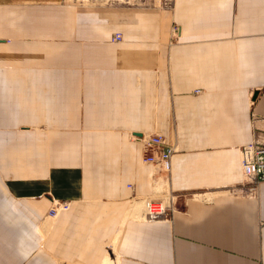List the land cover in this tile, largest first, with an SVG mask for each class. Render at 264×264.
Listing matches in <instances>:
<instances>
[{"label": "crops", "instance_id": "crops-1", "mask_svg": "<svg viewBox=\"0 0 264 264\" xmlns=\"http://www.w3.org/2000/svg\"><path fill=\"white\" fill-rule=\"evenodd\" d=\"M151 130L168 175L128 136ZM254 139L264 0H0V264H264ZM52 198L70 206L50 218Z\"/></svg>", "mask_w": 264, "mask_h": 264}, {"label": "built area", "instance_id": "built-area-1", "mask_svg": "<svg viewBox=\"0 0 264 264\" xmlns=\"http://www.w3.org/2000/svg\"><path fill=\"white\" fill-rule=\"evenodd\" d=\"M175 0H155V4L162 8L171 10ZM177 26H171L170 42L176 35ZM113 41L122 40L119 32L113 34ZM199 91V90H196ZM134 139L141 143V160L143 163L150 164L153 173L168 175L171 168V156L175 150L174 145L166 142L164 136L160 133H135ZM239 165L243 181L248 185L247 192L251 193L255 185L264 182V143L258 140H251L239 148ZM131 186V184H128ZM70 201L52 198L48 209V215L57 216L61 211L69 208ZM175 209V202L172 198L168 202L162 200H152L150 198L144 201L143 218L148 221H154L170 216Z\"/></svg>", "mask_w": 264, "mask_h": 264}, {"label": "rangeland", "instance_id": "rangeland-1", "mask_svg": "<svg viewBox=\"0 0 264 264\" xmlns=\"http://www.w3.org/2000/svg\"><path fill=\"white\" fill-rule=\"evenodd\" d=\"M68 1H74V0H68ZM77 3H80V2H83V3H89V2H92V1H94V0H75ZM121 1H126V0H121ZM129 1H134V0H129ZM169 34H170V38H172L171 37V31H169ZM170 38H169V40H170ZM118 42H121V40L120 41H118ZM146 133H160L159 131H157V130H151V131H145ZM161 134V133H160ZM134 135H135V133L134 132H129L128 133V136H129V138L132 140V141H136V142H138L139 144H140V146H141V143L138 141V140H135L134 139ZM142 161V160H141ZM143 163V162H142ZM146 164V163H145ZM152 167V166H151ZM169 198H171V197H168V199ZM146 199H148V198H145L144 199V201L146 200ZM152 200H156V201H158V198H152ZM165 202V201H164ZM51 205V204H50ZM47 215H48V212H47ZM49 216V215H48ZM50 218H52V217H50Z\"/></svg>", "mask_w": 264, "mask_h": 264}]
</instances>
